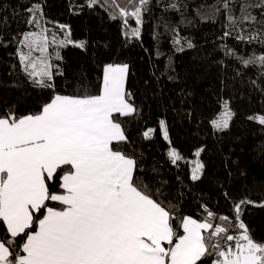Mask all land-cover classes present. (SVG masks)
I'll return each mask as SVG.
<instances>
[{
  "label": "snow or ice",
  "instance_id": "1",
  "mask_svg": "<svg viewBox=\"0 0 264 264\" xmlns=\"http://www.w3.org/2000/svg\"><path fill=\"white\" fill-rule=\"evenodd\" d=\"M152 2L85 0V6H99L111 19H119L122 34L131 42L141 39L143 17ZM155 4L178 13L179 25L193 23L185 16L190 7L201 21L223 14L220 39L231 37L264 48V0L199 5L195 0H155ZM25 11L28 30L7 42L0 35V46L15 45L27 82L51 94L34 112L20 115L12 105L0 113V264H264V242L253 238L241 219L242 206L253 201L234 204V219L218 216L203 204V217L182 215L163 191L167 181L160 186L150 183L138 157L123 149L130 143L124 122L140 115L125 88L129 66L105 64L95 85L60 93L55 85V78L64 75L56 63L63 59L60 49L68 45L83 49L85 41L73 40L70 30L65 31L68 25L48 27L52 22L38 0ZM161 20L175 52L195 47L178 25ZM6 22L7 17L0 16V28ZM220 49L244 68L257 67L264 79V53L245 56L227 44ZM251 84L264 92L256 80ZM220 107L209 120L213 131L227 129L235 115L228 100ZM247 119L264 126V115ZM159 125L169 142L171 164L178 167L177 162L184 161L190 166V179H201L204 165L197 160L191 167L193 162L171 146L166 121L159 120ZM154 131L148 128L143 138L151 139ZM202 151L193 155L199 157Z\"/></svg>",
  "mask_w": 264,
  "mask_h": 264
},
{
  "label": "trees",
  "instance_id": "2",
  "mask_svg": "<svg viewBox=\"0 0 264 264\" xmlns=\"http://www.w3.org/2000/svg\"><path fill=\"white\" fill-rule=\"evenodd\" d=\"M32 2L0 0V16L7 17L0 28L5 42L17 32L28 30L25 9ZM38 2L52 22L48 27L68 25L65 31L70 30L73 40L85 41L83 49L72 45L60 49L63 59L56 63L64 75L55 78L56 90L72 94L81 85H95L103 65L127 64L125 88L140 115L124 122L130 143L123 149L138 157L146 179L157 186L167 181L163 185L167 198L179 205L182 215L194 218L205 215L200 207L203 204L218 216L234 219V204L244 199L253 201L242 206L241 219L250 235L264 242V206H259L264 204V126L247 119L264 115V92L251 84L256 80L264 87V79L259 78L257 67L244 68L225 56L220 45L227 44L245 56L253 51L264 53V48L241 44L231 37L220 39L223 14L216 20L201 21L191 7L185 16L193 23L179 25L178 13L163 11L153 0L143 17L141 39L129 42L122 34L121 21L111 19L99 6L89 9L85 0ZM201 3L212 4L214 0H195V4ZM161 17L178 25L180 34L195 47L175 52ZM14 53L15 45L0 46V113L14 105L17 114L22 115L38 110L51 93L31 87ZM223 100L229 101L235 115L227 129L213 131L209 120L221 111ZM161 119L166 121L171 146L185 161H191L193 153L203 149L198 157L204 165L201 179H190V166L184 161H178V167L171 164L167 157L169 142L160 131ZM148 128L155 130L151 139L142 136Z\"/></svg>",
  "mask_w": 264,
  "mask_h": 264
},
{
  "label": "rangeland",
  "instance_id": "3",
  "mask_svg": "<svg viewBox=\"0 0 264 264\" xmlns=\"http://www.w3.org/2000/svg\"><path fill=\"white\" fill-rule=\"evenodd\" d=\"M131 26L135 27V22H134ZM197 160H199V159H198V157H196V156L191 160V161L193 162L192 165H191V167H194V166H195V162H196Z\"/></svg>",
  "mask_w": 264,
  "mask_h": 264
}]
</instances>
